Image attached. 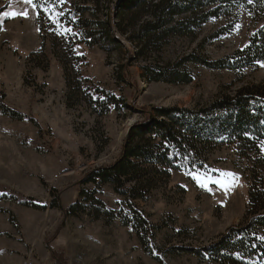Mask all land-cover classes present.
I'll list each match as a JSON object with an SVG mask.
<instances>
[{
    "label": "rangeland",
    "instance_id": "rangeland-1",
    "mask_svg": "<svg viewBox=\"0 0 264 264\" xmlns=\"http://www.w3.org/2000/svg\"><path fill=\"white\" fill-rule=\"evenodd\" d=\"M106 1L112 33L121 46L110 53L84 44L75 50L87 58L84 74L121 95L130 108L99 118L85 105L72 109L65 105L64 78L56 59L50 57L47 71L34 68L32 57L27 62L41 42L32 1L0 0V89L5 104L25 115L13 119L0 111V264H218L162 252V261L155 260L143 251L133 229L119 220L67 216L64 209L79 198V182L86 173L119 157L130 127L142 121L151 106L197 109L240 87L264 84V62L239 71L185 62L192 81L180 84L146 80L142 64L171 66L193 52L219 59L244 47L262 20L239 7L229 17L205 23L194 38L171 37L159 51L143 50L139 55L133 39L136 27L127 18L119 22L118 0ZM233 20L231 31L201 47L205 38ZM26 74L34 78L35 86L24 83ZM209 161L210 172L173 171L146 200H136L159 226L154 239L159 248L207 244L243 220L249 198L246 161L231 145L215 149ZM52 188L58 191L59 208L28 207L2 195L11 190L48 204ZM97 196L112 208L123 201L110 184L102 185Z\"/></svg>",
    "mask_w": 264,
    "mask_h": 264
},
{
    "label": "trees",
    "instance_id": "trees-1",
    "mask_svg": "<svg viewBox=\"0 0 264 264\" xmlns=\"http://www.w3.org/2000/svg\"><path fill=\"white\" fill-rule=\"evenodd\" d=\"M36 10L40 48L31 52L34 68L47 71L50 57L62 68L65 105H85L97 117L111 110L130 108L121 95L103 88L84 74L87 58L76 52L79 44L98 46L104 52L118 50L121 41L112 33L111 6L106 0H31ZM244 7L262 20L247 44L216 60L190 53L174 65L142 64V76L148 81L172 84L189 83L192 75L185 62L211 69L243 70L264 62V0H118L115 13L120 21L127 18L136 27L133 35L138 54L157 52L171 37L196 36V30L211 19L229 17ZM47 9V10H45ZM2 9H0V12ZM104 16V17H103ZM236 20L217 29L208 39L231 31ZM120 29V28H118ZM123 30V29H121ZM35 86L34 78H23ZM0 89V111L13 119L25 115L4 102ZM264 84L240 87L223 94L208 105L190 109L178 106H151L142 121L134 123L126 135L119 157L112 163L96 167L79 182V198L64 214H86L94 219L119 220L135 232L143 251L155 260L164 255L189 254L199 261L218 264H264ZM231 145L246 161L248 172V206L243 220L226 228L217 239L199 246L179 245L164 249L154 244L159 226L148 219L136 200H146L158 186L167 183L173 171L208 173L209 155L217 148ZM91 184L93 188L84 185ZM110 184L123 197L118 208L108 206L99 196L101 186ZM3 196L21 205L37 209L61 207L58 191L51 189V201L41 204L33 197L3 190Z\"/></svg>",
    "mask_w": 264,
    "mask_h": 264
},
{
    "label": "snow or ice",
    "instance_id": "snow-or-ice-1",
    "mask_svg": "<svg viewBox=\"0 0 264 264\" xmlns=\"http://www.w3.org/2000/svg\"><path fill=\"white\" fill-rule=\"evenodd\" d=\"M29 2H31V0H29ZM47 10V9H45ZM26 14V13H25ZM5 15H8L7 13H5ZM16 15V13H13V16ZM227 175H231V174H227ZM203 186V185H202Z\"/></svg>",
    "mask_w": 264,
    "mask_h": 264
}]
</instances>
